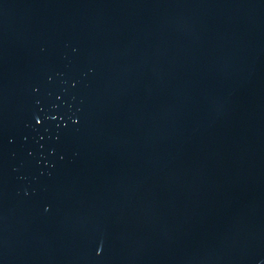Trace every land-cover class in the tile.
I'll list each match as a JSON object with an SVG mask.
<instances>
[{
    "label": "water",
    "instance_id": "1",
    "mask_svg": "<svg viewBox=\"0 0 264 264\" xmlns=\"http://www.w3.org/2000/svg\"><path fill=\"white\" fill-rule=\"evenodd\" d=\"M0 264H264V0H0Z\"/></svg>",
    "mask_w": 264,
    "mask_h": 264
}]
</instances>
